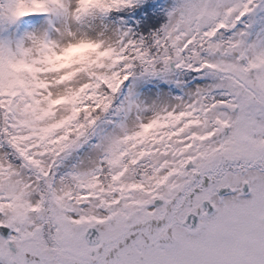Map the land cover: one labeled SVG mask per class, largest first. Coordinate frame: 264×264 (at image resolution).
I'll list each match as a JSON object with an SVG mask.
<instances>
[{
	"label": "snow or ice",
	"instance_id": "obj_1",
	"mask_svg": "<svg viewBox=\"0 0 264 264\" xmlns=\"http://www.w3.org/2000/svg\"><path fill=\"white\" fill-rule=\"evenodd\" d=\"M152 8L0 0V264H264V0Z\"/></svg>",
	"mask_w": 264,
	"mask_h": 264
},
{
	"label": "rangeland",
	"instance_id": "obj_2",
	"mask_svg": "<svg viewBox=\"0 0 264 264\" xmlns=\"http://www.w3.org/2000/svg\"><path fill=\"white\" fill-rule=\"evenodd\" d=\"M156 3L158 4L157 6L162 9L163 12H165L172 3V0H156ZM111 19L112 18L109 17L105 22H111ZM123 23L126 26L130 25L131 21L129 17H126ZM184 73L185 72L173 73L170 78H152L149 80L141 79L136 81L135 84L132 85V87L136 95L140 99L148 102L161 97H167L170 99L176 95H181L190 90L193 85L201 83V81L198 79L191 78L190 80H186ZM177 81H179L180 83L177 84ZM124 91L126 92L127 88ZM86 151L87 147L81 149L80 155H83ZM77 159L78 157L74 155L73 157H70L67 161H65V163L68 165L74 164L76 163Z\"/></svg>",
	"mask_w": 264,
	"mask_h": 264
},
{
	"label": "trees",
	"instance_id": "obj_3",
	"mask_svg": "<svg viewBox=\"0 0 264 264\" xmlns=\"http://www.w3.org/2000/svg\"><path fill=\"white\" fill-rule=\"evenodd\" d=\"M158 1V0H157ZM144 2L145 3H147L148 2V0H144ZM151 3H152V5H153V8H152V16L153 17H160V18H163V16H164V13L165 12H163L162 11V9H160L157 5V3H156V0H151ZM159 8V9H158ZM129 19H130V21H131V23L132 22H137V23H140V21L138 20V18H136V17H129ZM185 74V79L186 80H190L191 78H192V76H195V74H191V76L188 74V73H184ZM126 89V88H125ZM124 89V90H125Z\"/></svg>",
	"mask_w": 264,
	"mask_h": 264
}]
</instances>
